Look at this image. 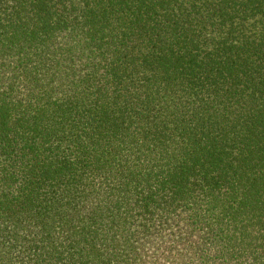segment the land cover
Segmentation results:
<instances>
[{"label":"trees","instance_id":"obj_1","mask_svg":"<svg viewBox=\"0 0 264 264\" xmlns=\"http://www.w3.org/2000/svg\"><path fill=\"white\" fill-rule=\"evenodd\" d=\"M0 264H264V0H0Z\"/></svg>","mask_w":264,"mask_h":264}]
</instances>
